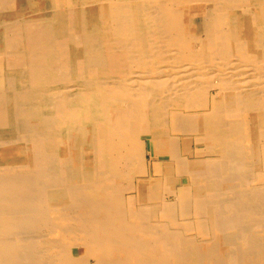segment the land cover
<instances>
[{
	"label": "bare ground",
	"instance_id": "6f19581e",
	"mask_svg": "<svg viewBox=\"0 0 264 264\" xmlns=\"http://www.w3.org/2000/svg\"><path fill=\"white\" fill-rule=\"evenodd\" d=\"M0 264H264V0H0Z\"/></svg>",
	"mask_w": 264,
	"mask_h": 264
},
{
	"label": "rangeland",
	"instance_id": "374dc122",
	"mask_svg": "<svg viewBox=\"0 0 264 264\" xmlns=\"http://www.w3.org/2000/svg\"><path fill=\"white\" fill-rule=\"evenodd\" d=\"M214 93V90H210V94H213Z\"/></svg>",
	"mask_w": 264,
	"mask_h": 264
}]
</instances>
